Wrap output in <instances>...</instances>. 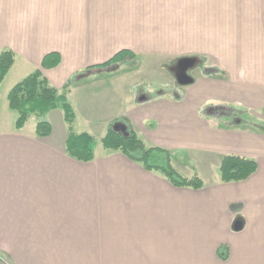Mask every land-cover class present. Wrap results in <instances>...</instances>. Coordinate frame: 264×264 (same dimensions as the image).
Returning a JSON list of instances; mask_svg holds the SVG:
<instances>
[{"label":"crops","instance_id":"0c3cea01","mask_svg":"<svg viewBox=\"0 0 264 264\" xmlns=\"http://www.w3.org/2000/svg\"><path fill=\"white\" fill-rule=\"evenodd\" d=\"M232 1L0 0V52L15 54L3 81L15 72L12 87L41 69L59 90L72 83L66 95L75 112L73 131L96 140L92 161L69 157L59 108L46 115L51 124L46 137L35 135L36 120L20 130L0 125V259L10 264H264V0H253V8ZM216 15L220 25L207 23L201 32L214 26L237 32L239 43L223 42L221 51L207 44L201 54L213 70L199 73L181 97L124 90L137 81L131 75L135 67L121 69L123 74L99 72L109 70L115 62L101 64L123 49L134 56L117 62L144 54L156 63L162 55L180 57L173 34L198 32V17ZM231 16L237 18L233 23ZM51 52L59 54L58 65L42 68ZM83 71L91 75L80 76ZM204 101L239 107L258 122L231 127L202 117ZM118 118H125L146 145L165 148L172 157L184 152L192 167L179 164L189 170L184 176L197 174L203 187H175L104 149L100 139ZM227 154L254 159L256 171L242 181L221 182L218 168ZM237 219L242 226L234 230ZM220 245L228 247L227 259L219 257Z\"/></svg>","mask_w":264,"mask_h":264},{"label":"trees","instance_id":"16d2710c","mask_svg":"<svg viewBox=\"0 0 264 264\" xmlns=\"http://www.w3.org/2000/svg\"><path fill=\"white\" fill-rule=\"evenodd\" d=\"M126 56L133 57L134 54L123 49L101 65L117 62ZM14 60L15 54L11 50L4 49L0 52V84ZM59 60L58 53H48L43 57L41 67H55ZM68 87L69 82H66L61 90L57 89L43 75L41 69H35L23 77L9 89L6 96L8 107L15 112L13 127L15 130H20L33 116L36 119L35 135L46 137L51 133V124L46 119V115L49 111L59 108L63 112L68 130L65 153L74 160L89 162L95 157L96 140L87 132L76 133L73 131L75 112L67 99ZM100 143L107 151L123 154L144 169L160 175L175 187L200 189L204 185L197 174L184 176L178 172L171 164L172 154L169 150L146 145L125 118H118L111 122L100 139ZM256 168L257 163L252 158L227 154L220 160L219 180L223 183L242 181L251 176ZM231 208L233 211H237L239 205L233 204ZM218 255L221 259H227L228 247L220 245Z\"/></svg>","mask_w":264,"mask_h":264},{"label":"rangeland","instance_id":"374dc122","mask_svg":"<svg viewBox=\"0 0 264 264\" xmlns=\"http://www.w3.org/2000/svg\"><path fill=\"white\" fill-rule=\"evenodd\" d=\"M239 4L240 7H251L253 8V0H236L232 1V3ZM203 3V2H202ZM231 3V2H230ZM237 8V7H235ZM241 8H238V10ZM230 10L233 11L234 7H230ZM205 11L199 9V12ZM217 16V15H216ZM186 19V18H185ZM193 19V18H192ZM213 19V21H211ZM231 23H233L237 18L231 16ZM194 20V19H193ZM220 18L215 17H198L197 27L198 32H187L183 31L182 33H175L176 39L174 38L175 44L180 43L181 48L178 49L180 52V57H163V55L159 58L158 63H156L152 58L148 57V55H141V59H132L126 60L123 62H115L112 64L111 68L106 71H99L102 75L114 74L118 72L119 74H123L124 72H120L121 69H131L135 67L136 73L131 72V75H137V81H132L129 87L124 88V90L130 91L133 94L140 93H163L166 97L175 98V96L182 95L184 90L190 88V86L196 84V76L199 73H209L213 70V67L210 66V61L207 60L202 50H205V46L207 44H212L214 49L221 51V47L223 46V42L226 44H237L238 34L230 33L227 31H223L220 28L214 26L213 31L209 32H201L202 25H220ZM195 21V20H194ZM187 24V23H186ZM187 28L189 26L186 25ZM185 28V27H182ZM191 28V27H190ZM168 36L166 38V42L169 43L171 38V33L166 34ZM210 46V45H209ZM204 48V49H203ZM182 57H194V61L192 65L188 68V74L192 78V82L190 84L181 85L176 80V73L179 69V61ZM91 71H83L80 73V76H90ZM16 76L15 72H12V78L10 80L2 81L0 84V125L1 126H12L15 119V112L12 111L8 107L7 102V92L11 87L10 84L13 83ZM72 84V83H71ZM70 84V85H71ZM13 85V84H12ZM69 85V87H70ZM68 87V91H69ZM67 91V93H68ZM201 112L199 113L202 117H209L216 122H220L221 124H228L231 127H237L241 124H252L257 123L258 120L254 114L249 112L245 113L241 108L232 106L229 104H224L222 102H208L204 101L201 104ZM77 119L76 126L81 127L83 124V119L79 115ZM82 119V120H81ZM35 117L31 116L27 121V126H31L35 122ZM80 122V125H79ZM78 124V125H77ZM173 165L175 169L182 175L184 173H188L189 170L185 168H180L179 164H183L188 169H192L191 163L188 160V156L185 155L184 152L178 153L176 156H173ZM176 161V162H175ZM172 164V163H171ZM172 165V166H173ZM194 171V170H191ZM0 264H10L7 259H0Z\"/></svg>","mask_w":264,"mask_h":264},{"label":"water","instance_id":"95a60500","mask_svg":"<svg viewBox=\"0 0 264 264\" xmlns=\"http://www.w3.org/2000/svg\"><path fill=\"white\" fill-rule=\"evenodd\" d=\"M197 60V59H196ZM194 61V57H182L179 61V69L176 73V80L181 85L190 84L192 82V78L188 74V68L192 65ZM124 128V127H122ZM242 224L240 220H235L233 222V229L239 230L241 228Z\"/></svg>","mask_w":264,"mask_h":264}]
</instances>
